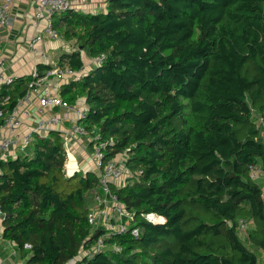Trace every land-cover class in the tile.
I'll return each instance as SVG.
<instances>
[{
	"label": "trees",
	"instance_id": "obj_1",
	"mask_svg": "<svg viewBox=\"0 0 264 264\" xmlns=\"http://www.w3.org/2000/svg\"><path fill=\"white\" fill-rule=\"evenodd\" d=\"M105 3L54 15L73 45L57 65L80 70L83 53L106 55L59 94L85 99L84 124L96 130L104 160L125 157L132 177L112 188L140 235H113L91 252L105 230L87 221L98 177L66 174L62 137L51 131L0 159L3 237L24 264H262L246 243L264 252V197L248 173L253 163L264 171L255 122L264 110V0ZM37 67L39 76L51 68ZM27 79L3 86L0 105L9 95L11 109ZM150 212L164 220L145 219ZM240 219L248 222L244 240Z\"/></svg>",
	"mask_w": 264,
	"mask_h": 264
},
{
	"label": "built area",
	"instance_id": "obj_2",
	"mask_svg": "<svg viewBox=\"0 0 264 264\" xmlns=\"http://www.w3.org/2000/svg\"><path fill=\"white\" fill-rule=\"evenodd\" d=\"M35 10L33 17L35 20H44L45 25L29 40L30 48L42 42L44 36L50 39L59 38V33L53 27V17L66 9L74 7L82 8L84 0L75 2L69 0H33ZM14 0H0V29H4L10 23V14ZM106 59L104 53H100L90 58L87 64L80 70L70 67H60L57 64L51 66L39 76L37 65L31 67V79L27 83V89L22 96L16 98V102L11 109H5L10 96L3 98L0 105V159L14 158L30 147L36 136H47L51 131H58L62 137L63 146L70 159V153L75 143L83 137L90 146L89 157L92 159L98 177V191L94 195V202L87 213V221L92 229L98 226L104 227L91 249V252L103 251L108 247L105 239L117 234H126L133 237L140 235V229L134 224V217L126 212L123 203L118 199L113 191L114 186L124 185L130 177L131 172L127 168L121 155L104 160L103 144L98 141V134L94 128L88 129L84 124V119L88 113V106L83 97H79L75 102L70 103L59 94L60 84L76 80L86 71V67L102 64ZM89 62V63H88ZM16 75L6 73L0 63V90L3 86L12 85ZM50 82V84H49ZM73 116H70V114ZM65 122L70 124L65 128L60 125ZM256 126L260 129L264 126V110L258 113ZM262 129V128H261ZM261 131V130H260ZM249 176L254 180L264 178L259 164L253 163L248 168ZM261 195L264 197V184L261 185ZM145 219L151 222H162L164 218L156 213L144 214ZM247 221L240 219L238 222L239 232L242 233ZM25 248L30 244L25 243ZM114 251H121L122 247L113 244ZM83 253H90L89 250ZM75 259H71L67 264H74Z\"/></svg>",
	"mask_w": 264,
	"mask_h": 264
},
{
	"label": "crops",
	"instance_id": "obj_3",
	"mask_svg": "<svg viewBox=\"0 0 264 264\" xmlns=\"http://www.w3.org/2000/svg\"><path fill=\"white\" fill-rule=\"evenodd\" d=\"M36 6L33 0H14L10 14V23L4 29H0V63L6 73L14 74L17 77L22 76L30 78L31 67L38 64H48L50 66L57 64V57L60 52H55L53 56L48 54L49 49L61 47L62 51H71L73 45L71 41H65L59 36L57 39H50L44 36L42 42L37 43L34 48H30L29 40L37 32L41 31L45 25L44 20H35L33 13ZM85 56V55H84ZM84 57L87 62L88 58ZM50 84V82H49ZM70 116L73 114L69 113ZM257 117V116H256ZM70 123L65 122L60 128L67 127ZM262 128V129H261ZM261 132L264 126H261ZM87 141L82 137L80 141L74 144L70 153L72 160V170L85 172L86 170L96 171L91 168ZM75 157V160H74ZM261 185L264 179L258 180ZM2 213L0 211V264H24L25 258L16 248L13 242L3 237L2 234Z\"/></svg>",
	"mask_w": 264,
	"mask_h": 264
},
{
	"label": "rangeland",
	"instance_id": "obj_4",
	"mask_svg": "<svg viewBox=\"0 0 264 264\" xmlns=\"http://www.w3.org/2000/svg\"><path fill=\"white\" fill-rule=\"evenodd\" d=\"M84 1L85 2L82 4V8H84L85 10L102 11L105 8V5H106L105 0H84ZM61 51H62L61 47L58 48L57 50H56V48L55 49L53 48V49H49L48 50V54L53 56V54L55 52H61ZM83 54L86 56V59L88 58V61H89L91 57H88L85 53H83ZM84 55H83V58L85 57ZM261 136H262V139H264V131L261 132ZM88 150L89 151L91 150L90 146L88 147ZM67 158H68V156H67ZM121 158H122L123 161H125V157L123 155H121ZM74 160H75V157H74ZM90 161H91V168L90 169H95L96 167H95L93 161L92 160H90ZM75 162H76V160H75ZM68 163H69V161L66 162L65 168H64L66 174L68 173V170L71 172L72 165H73L72 163H71V165H69ZM131 177H132V174L130 175V178ZM95 194H97V191H94L92 194H90L91 195V200L93 199L92 195H95ZM247 225H248V223H247ZM245 232H246V228L241 234H239V236H240V238L242 240L245 239V235H246ZM246 246L250 250H254L255 253L257 254V257H258L259 261L262 264H264V252H261V250L259 248H257L255 245H253L252 243L247 242Z\"/></svg>",
	"mask_w": 264,
	"mask_h": 264
},
{
	"label": "bare ground",
	"instance_id": "obj_5",
	"mask_svg": "<svg viewBox=\"0 0 264 264\" xmlns=\"http://www.w3.org/2000/svg\"><path fill=\"white\" fill-rule=\"evenodd\" d=\"M71 163H72V160H71V161H69V163H68V164H69V165H71Z\"/></svg>",
	"mask_w": 264,
	"mask_h": 264
},
{
	"label": "water",
	"instance_id": "obj_6",
	"mask_svg": "<svg viewBox=\"0 0 264 264\" xmlns=\"http://www.w3.org/2000/svg\"><path fill=\"white\" fill-rule=\"evenodd\" d=\"M69 175V174H68Z\"/></svg>",
	"mask_w": 264,
	"mask_h": 264
}]
</instances>
